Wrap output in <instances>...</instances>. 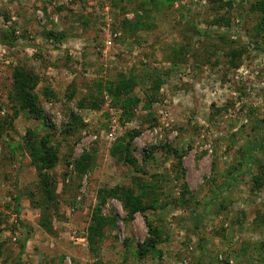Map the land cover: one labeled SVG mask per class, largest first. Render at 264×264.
I'll return each instance as SVG.
<instances>
[{
    "label": "rangeland",
    "instance_id": "obj_1",
    "mask_svg": "<svg viewBox=\"0 0 264 264\" xmlns=\"http://www.w3.org/2000/svg\"><path fill=\"white\" fill-rule=\"evenodd\" d=\"M255 1L0 0V34L14 30L12 45L0 43V264H264V35L252 33ZM136 11L142 26L123 29ZM213 17L227 25H210ZM193 27L235 44L194 37ZM18 67L36 78L45 122L13 117ZM119 74L134 78L129 96L139 100L126 115L107 91ZM29 129L49 136L58 156L42 173L24 146ZM128 142L136 168L121 159ZM114 188L144 195L153 209L129 217L105 197ZM98 215L104 237L91 250ZM146 221L161 234L139 260Z\"/></svg>",
    "mask_w": 264,
    "mask_h": 264
},
{
    "label": "trees",
    "instance_id": "obj_2",
    "mask_svg": "<svg viewBox=\"0 0 264 264\" xmlns=\"http://www.w3.org/2000/svg\"><path fill=\"white\" fill-rule=\"evenodd\" d=\"M143 9L140 8L139 11ZM249 11L255 17V25L252 29V33L254 36H263L264 35V0H256L253 2L250 7ZM144 12V10H143ZM136 20L134 22H129L128 20L123 21V29L125 27L131 29H138L142 26L143 21L141 20L142 17L138 13L135 12ZM220 22H224L227 25V20L225 18L214 19L211 20L210 25H217ZM14 34V30L11 28L8 31H3L0 34V43L12 45V37ZM194 37H206V38H213L216 39L220 44L232 46L235 44V41L229 40V38L225 36H214L213 34L201 32L197 28L193 27V34ZM236 58V53L233 51L231 54V60L234 61ZM232 61H230L232 63ZM233 64V63H232ZM135 86L134 78L129 77L126 78L124 75L119 74L108 83L107 91L109 95L114 98V101L120 103V107L123 110V113L126 115L128 114L129 110L136 107L139 103V100L134 97H130L129 95L133 91ZM36 87V78L35 76L23 70L21 67L15 68L12 73V92L10 94V103L13 109V117H17L19 112H25L26 115L36 121L44 120L43 112L39 105V98L34 93V89ZM155 92L152 94L146 93L145 105L149 106L157 101L155 94L159 91L160 84H155L154 86ZM50 94V93H49ZM43 96L49 98L47 91L43 93ZM81 105V104H80ZM93 108H97L96 105H92ZM131 109V110H132ZM130 115V114H129ZM130 117V116H129ZM24 146L28 152V155L31 158L32 163L35 167L39 170V173H42L45 169H51L55 166L58 161V156L55 150L49 146V136H45L42 138H37L35 133L32 130H27L24 136ZM130 143L128 142L127 145L123 148V152L121 153V159L129 164L130 166L136 168L135 159L130 156L129 152ZM119 149V148H118ZM43 186L45 191H48V180L43 179ZM255 187L261 183L256 182L255 179ZM50 193V191H48ZM110 197H117L123 204L124 208L128 210L129 217H132L135 213L143 214L148 209H153L152 205H145L143 203L144 195H136L134 196L130 191H127L124 188H114L108 191L105 195ZM103 197V196H101ZM16 204H19V198L16 199ZM144 219H146L143 216ZM95 227L91 229V234L88 238L89 247L91 250L94 249V246L101 241L104 237L101 231L102 227L105 226V222L101 216L94 218ZM148 233L150 237L146 239L142 244L138 245V249L135 251V255L139 260H142L143 257L150 251L155 250V246L160 238L161 232L156 229L152 228L151 225L146 221ZM21 252L24 249V244L20 246Z\"/></svg>",
    "mask_w": 264,
    "mask_h": 264
},
{
    "label": "built area",
    "instance_id": "obj_3",
    "mask_svg": "<svg viewBox=\"0 0 264 264\" xmlns=\"http://www.w3.org/2000/svg\"><path fill=\"white\" fill-rule=\"evenodd\" d=\"M15 34H18V32H15ZM117 36L116 33H114L113 37L115 38ZM112 37H108L107 40L105 41V47L106 48H110V46H112V41H111ZM115 123V120H113V124Z\"/></svg>",
    "mask_w": 264,
    "mask_h": 264
}]
</instances>
